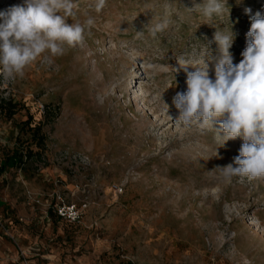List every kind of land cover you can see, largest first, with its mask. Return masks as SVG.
Here are the masks:
<instances>
[{
	"label": "rangeland",
	"instance_id": "1",
	"mask_svg": "<svg viewBox=\"0 0 264 264\" xmlns=\"http://www.w3.org/2000/svg\"><path fill=\"white\" fill-rule=\"evenodd\" d=\"M166 2L106 0L96 12L95 0H74L68 23L95 20L85 44L0 77V100L17 110H0V166L14 150L36 153L0 175V264H264V178L226 181L216 167L242 140L221 147L177 121L172 104L187 89L178 58H207L214 27L232 25L238 64L245 9L264 14V0H228L229 16L210 22L185 10L193 0H171L173 23L152 39L145 26ZM21 3L0 0V11Z\"/></svg>",
	"mask_w": 264,
	"mask_h": 264
},
{
	"label": "clouds",
	"instance_id": "2",
	"mask_svg": "<svg viewBox=\"0 0 264 264\" xmlns=\"http://www.w3.org/2000/svg\"><path fill=\"white\" fill-rule=\"evenodd\" d=\"M105 5L106 0H95V11L100 12ZM74 7V0H22L0 11V77L14 81L37 60L48 58L51 62V57L63 56L67 48L83 46L95 20L88 16L82 23H68L76 14ZM163 7L164 18L145 26L152 39L173 23L171 0ZM184 8L209 22L230 14L228 0H193L192 7ZM245 13L251 23L238 64L233 63L230 52L235 39L231 25L214 27L213 39L206 43L207 58H201L194 49L188 58H178L174 67L175 75L181 70L186 74L187 85L186 91L172 98L179 113L176 120L202 133L211 131L221 147L230 140H242L232 163L216 167L226 181L233 177L249 181L264 178V14L252 15L249 8ZM144 28L136 31L137 39L145 36ZM212 43L217 45L215 56L210 49ZM210 62L214 76L209 74Z\"/></svg>",
	"mask_w": 264,
	"mask_h": 264
},
{
	"label": "trees",
	"instance_id": "3",
	"mask_svg": "<svg viewBox=\"0 0 264 264\" xmlns=\"http://www.w3.org/2000/svg\"><path fill=\"white\" fill-rule=\"evenodd\" d=\"M0 110L5 113V115H8L10 118H12L17 110H16V104L13 103L12 99L6 100L2 99L0 100ZM29 121V120H28ZM26 122L28 125H30V122ZM32 131L35 135H40L41 132V126L37 125L34 128H32ZM38 141H41L42 143L45 141V137L41 135V138L38 139ZM36 153L33 152V150H27L25 152L23 150H14L12 155H9L1 164L0 166V175L6 172L8 169L15 168V167H22L26 160L31 159Z\"/></svg>",
	"mask_w": 264,
	"mask_h": 264
},
{
	"label": "built area",
	"instance_id": "4",
	"mask_svg": "<svg viewBox=\"0 0 264 264\" xmlns=\"http://www.w3.org/2000/svg\"><path fill=\"white\" fill-rule=\"evenodd\" d=\"M59 214L63 217H69L71 220L75 221L79 217V213L75 206H63L59 208Z\"/></svg>",
	"mask_w": 264,
	"mask_h": 264
}]
</instances>
